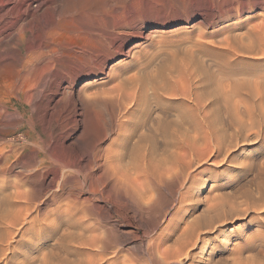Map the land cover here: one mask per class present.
Masks as SVG:
<instances>
[{
  "label": "rangeland",
  "instance_id": "rangeland-1",
  "mask_svg": "<svg viewBox=\"0 0 264 264\" xmlns=\"http://www.w3.org/2000/svg\"><path fill=\"white\" fill-rule=\"evenodd\" d=\"M198 3L201 5V10L196 14H190L184 7L177 9L175 0H0V13L2 12L1 14L3 15L2 20L6 19L5 21H7L11 17V19L17 20V24L13 23V26L10 25L11 30H8L11 37L6 36V33L4 37L1 35L3 40L0 43V56L2 58H0V63L8 61L9 53L12 54L13 51L15 52L13 55L16 56L24 54L20 49V44H16L15 47L17 50L19 47L18 51L10 49V45L11 41L15 40V37L26 36L24 30H21V25L25 21H28L29 15L30 21L36 19L33 21L34 32L38 31V25L41 22L43 24L45 21L50 23V28L52 29L45 55L36 53L32 57V61L25 68H19L21 69V76L30 77L32 79L31 82L35 83V88L37 89L32 91L34 99L31 97L32 102H29L30 104L22 103L19 105L25 117L21 119V125L12 123L15 118L12 109L15 100H12V103L9 102L7 106V111L11 112L12 115L10 113L6 115L5 113L1 115L0 119L2 125L3 123L4 125L5 123L8 125L5 126L6 128H2L4 125L1 126V129L5 130L3 138L0 139V144L2 143L0 145V152L2 154L7 152L5 143H7L10 135L21 134L24 140L26 138L25 149L18 157H11V161L10 159H3L4 163L0 161V165H4V167L8 165L7 168L5 167V170L4 167L0 166L2 168V171L0 170V194L8 192L3 195L5 198L0 195V197L2 196L0 200H3V198L5 200L7 195L10 196V193L17 189L23 191L19 190V192H22H20L21 197L19 200H17L18 197L7 198L4 203L7 202L8 205L4 204L3 201L2 204L0 201V264H76L79 260L85 261L88 259L87 256H90V258L95 257L94 253L97 250L94 247H92L93 249L91 247L88 249V247L85 248L81 245L80 247L76 242L72 241L70 243L73 235L70 239L71 235H69L66 240L61 242L58 239L56 240L58 235L56 231L51 228H44L43 224L46 223V216L55 206L52 200H50L55 188L50 183L49 170L55 167L59 161L66 168H70L69 170L66 169L67 172L72 171L66 174V182L71 180L67 182L69 185V187L66 185L67 189L70 188L73 184L72 182L75 180L74 169L78 168L79 174L81 175L82 173L81 176L84 174L87 178L98 176L99 171L98 169L96 170V163L94 164L93 161H90L95 150L94 144L97 146L100 141L99 144L104 149L116 137L118 141L120 139L117 122L120 118L118 119L117 108H114L115 104L112 105V102L115 100L113 97L115 91H111L116 87L123 86V88H129L130 86L132 88V86H137L143 81L146 82V80L147 83L158 80L159 82H163L164 80L167 81L168 86L170 84V88L174 86L173 89H175L179 84L176 82L181 79L184 80L186 76L189 77L190 73H192L193 79L195 75L197 77L195 79L197 80H201L202 78L204 80L203 86L207 89L215 87V82L219 78H224V85L226 87L231 83L232 79H237L240 83L246 82L244 85H246L247 90H241L239 93L242 94H238L239 96L235 97L234 100L239 99L241 96L240 100L244 99L242 101L243 104L246 102L247 106L249 105L247 103L248 100L255 97L256 94V92L254 94L252 91L256 89L257 78L260 79L264 76V37L262 38V45L257 40L260 36H263L262 33L258 37V34L256 36L257 30L254 32L250 31L252 27L260 26L261 22L264 23V0H198ZM9 7L16 14L7 15L4 13ZM18 7L20 12L15 11ZM43 19L46 20L44 21ZM18 21H22V24L18 25ZM11 31L12 33L18 32L17 36L15 33L12 34ZM249 35L252 41L248 37ZM233 38H235L234 41ZM253 39L255 40L254 42ZM248 45L252 46L253 51L247 52ZM3 49L4 51L2 52ZM2 54L6 57H3ZM212 75L213 78L211 77ZM188 77L184 80L185 82L182 81L185 85L187 84ZM192 78L190 76L188 80L190 81ZM169 79H173L171 80L172 83ZM210 80L212 81L210 82ZM44 81H48L51 84V87L49 86L51 90H47L46 95H51L55 91V98L52 102L53 106L51 105L52 107L49 109L50 113L48 111L46 119L38 112L35 103L37 100H40L39 96L43 89ZM57 83H60L65 89L64 94L61 90L57 91L55 87ZM205 83H213L214 86L211 87ZM247 85L251 86L249 88L252 91L250 90L251 92H249L253 94L252 97L245 93V91H248ZM261 86H264V84ZM54 88L56 89L54 90ZM127 88L125 89L126 91ZM131 88L129 89L131 90ZM263 91L264 87L260 90V93L264 95ZM95 95H98L102 101L103 99L107 101L112 99L113 101L111 102L110 100L106 107L101 106V104L95 108L94 112H91L88 103L93 101V96ZM263 95L262 97L264 98ZM161 97L166 99L171 96L163 93ZM176 99H179V96ZM256 100L258 102V97ZM129 103L127 105L124 104L129 106ZM259 103L264 105V99L262 101L259 100ZM109 108L117 112L115 114L114 112L111 113L112 111ZM240 108L243 111L240 109L241 114L237 115L235 110L234 112L232 111V108L228 110L230 111L228 114L227 110L221 111L217 106H214L206 127L194 131L197 150L203 151L208 156L205 159H201V161H197V165L195 163L192 164V170H187H191L192 176H189L191 175L189 173L188 176L186 175L187 178H182L185 175L178 171L179 168L176 167V169H173L169 173L170 175L168 174V176L164 177L166 178L165 180L158 182L154 187L150 185L152 197L149 200V204H147V208L142 211L143 214L141 212L136 213L134 217L133 212L129 209L127 217L119 218L117 214H112L110 205L104 204L98 198L92 199L91 202L98 206L96 208L98 211L93 210L87 217H90L93 213L90 219H93L91 221H95V218H98L100 212H102L99 217V221H102L101 225L103 223L107 224L106 227L103 224L105 228L113 225L109 234V242L110 239L114 242L109 243L110 247L109 244L106 246V252L114 251L116 256L109 257L107 254L100 264L114 263L111 259H116L114 264H164L165 262L160 261L159 255L156 252H152L154 255L150 254L148 243L152 237L155 239L157 237L163 238L168 234L170 228L167 230L168 232L166 231L160 237L159 229L162 227L161 216L165 213L166 216H172L176 213L178 210L179 190L182 193V191L187 189L186 192H183L187 195V197L185 196L187 198L185 200L187 201L184 200L185 202H183L184 204L182 203L181 210H185L187 216L192 214L191 217L199 216V218H202V221H200L203 223L200 222L198 224L199 229H203L206 225L208 226L209 221L213 220L215 216L219 220L226 215L228 204H224L225 201L229 203L231 199L235 200L239 198V195L245 198L246 194H248L247 197L249 198V195L252 196L250 192H253V188L255 190L259 188L257 190H262L261 192L264 191V109L262 113V110L259 112V109H256L248 117L247 112V114L243 113L245 112L243 109L245 106L243 107L242 105ZM93 113L96 114L95 116L96 119L98 118L99 124L97 121L96 123L92 122ZM48 117L51 118L48 119ZM112 118H115L116 122ZM122 119L125 120V117H121L120 120ZM241 120H245L244 122L249 124L246 133L253 138L251 141L237 139L239 138L238 130ZM110 121L112 122L110 123ZM29 125L31 128H29ZM171 129L167 130V132L164 131L165 134L158 132V142H156L157 138H154L155 140L152 138V140L149 135L144 137V140L141 143L139 142L140 145L137 144L140 146L137 150L136 145L132 148L131 155L133 156H130L131 160L135 161L139 156H142L141 153H146V157L149 155V158L151 157L150 159L147 158V160L149 159L148 161L155 160L151 164L156 162L157 165L175 167L170 154L176 152L177 154L182 153L181 147L176 142L183 135L178 131H176V135H171ZM209 136L210 138H208ZM117 140L116 142H118ZM28 141L30 142L28 143ZM224 141L227 143L231 142L232 146L229 147L226 154H224V150L220 154H217L214 151L215 147L219 142H222L221 144L224 145ZM165 143L168 145L167 148L163 145ZM61 145L63 146L61 147ZM64 151H67L68 155H63L65 154ZM147 152L151 153L147 156ZM52 153H54L53 157ZM67 156H70V158ZM32 157L35 159L33 160ZM64 157H67V159ZM22 158L24 160L28 158V160H25L27 162L25 163ZM59 158H62L65 162ZM52 159H56V161H53V163ZM66 160L69 162H67L68 164ZM174 170L180 173L175 172L176 174H174ZM33 171L34 173L32 174ZM36 171L43 174V176L45 175L43 177L45 178V188L41 191H35L34 181L37 183V180L33 178ZM1 173H4V175ZM177 173L181 175L178 176ZM31 174L34 176H31ZM171 175H176V178H171ZM2 183L6 185H1ZM248 189L250 192H248ZM32 192L35 194L34 196H32ZM243 192H246V194L243 195ZM88 193L87 189L84 188L77 195L84 198L85 196H89ZM70 196H73V194ZM21 198L24 200L22 201ZM69 199L71 197L64 198L62 203L69 201ZM191 199H193L192 202ZM9 202H12L11 204L14 206L15 202L18 203L15 207L12 205L9 207ZM22 202L27 204H23ZM215 202L222 204L220 206L222 209ZM36 204L39 205H37V210L35 209ZM216 204L217 206H215ZM32 205H34V210ZM211 205L213 208L214 206L217 207L215 208V213L211 209V212L208 214L211 216L207 215L209 219L207 216L205 218L201 216L202 211ZM17 206L21 207V210L18 211ZM11 207H14V209ZM23 207L27 212L22 210ZM216 210L218 211L216 212ZM22 211L23 213L17 214ZM125 219L127 220L125 221ZM217 220H213V223L217 222ZM207 222L208 224H206ZM201 224L205 226L203 227ZM229 226L230 224L226 225V229H228L226 234H229L230 237L224 235L222 243L220 242L221 238H211L208 243H202V247L205 250L201 252H205L196 253L194 255L195 259L183 255L177 258V261L180 264H194V262L196 264L197 261L200 264L201 262L202 264H264V209L258 208L256 212L249 211L246 216L235 220L234 227L231 228ZM236 230H239V236L235 234ZM111 233L114 234L111 235ZM215 233V231H210L208 235L213 237ZM54 235L56 236L53 237ZM170 239L172 238L170 237ZM168 241L167 243H172L171 240ZM235 243L237 245L240 243V246L238 245V247ZM232 245L237 246V249H234ZM203 254L208 255L205 257L207 259L203 258ZM107 257L110 260L109 262L107 261Z\"/></svg>",
  "mask_w": 264,
  "mask_h": 264
},
{
  "label": "bare ground",
  "instance_id": "bare-ground-1",
  "mask_svg": "<svg viewBox=\"0 0 264 264\" xmlns=\"http://www.w3.org/2000/svg\"><path fill=\"white\" fill-rule=\"evenodd\" d=\"M11 9L9 7V9L5 10L6 12H4V13H6L7 15L8 14H13V15L16 14V13H13L14 11H12ZM15 11L20 12L19 7ZM25 12H23V13H25ZM1 13H0V43L2 42L5 33H6V36L11 37V34L8 30L10 29V25L13 26V23L17 22V20H15L14 18L11 19L12 17L10 19H7V21H5L6 19L3 21L2 20L3 15ZM4 17H3V19H4ZM22 19L25 20L24 18H22ZM29 19H30V15H29ZM29 19H27L28 21H25L23 24L21 23L22 21L21 22L18 21L19 22L18 25H20V23L22 24L21 30L22 29L24 30L26 36L25 37H22V36L15 37V40L11 41L12 43L10 45V49L13 50V49H15L16 44H20V46H21L20 49L22 50V52H24V54L23 55L18 54V56H16V55H13V54H15V52L13 51L12 54L9 53L10 56L8 57L9 58L8 61L5 59L6 60L5 63H3V62H2L3 64L0 63V119H1V115L5 114V113H6V115H8L9 113L11 114V112L7 111V108H8L7 106L9 104V102L12 103L11 101L15 100V104L12 105V109H13L14 115H15L14 122H12V123H17L16 125H18V124L21 125V123H20V121H22L21 119L25 118L24 114L20 110L19 105L22 103H25V104H28L29 102L31 103L32 102V100H31L32 91L36 89L35 83L31 82L32 79L30 77L27 78V77L21 76V69H19V68L20 67L25 68V66H27L32 61V57H34V55L36 53H41V55H45L46 49H47L48 44L50 42L49 37L51 36L50 34L52 33V29L50 28V23L45 21L46 19H43L45 21V22H43V24H41L42 22L40 21L41 23L38 25L39 26L38 31L35 30L36 32L33 31V29H34V22L33 21H35L36 19L35 20L32 19L33 21H30ZM36 27H37V25H36ZM257 27H258V29H257ZM256 30H257L256 36L258 34V37H259L261 35V33L263 35V36H260L259 39H257V40H259L260 44L263 45L262 38L264 37V23L261 22L260 26H255L254 28L252 27L250 29V31H253V32ZM11 33H12V31H11ZM14 33H12V34H14ZM17 33H15V35ZM1 35H3V37H1ZM248 37H250V35ZM258 37H256V38H258ZM9 40H11V39H9ZM234 40H235V38H233V41ZM251 41H252V38H251ZM254 41L255 40L253 39V42ZM51 43H53V42L51 41ZM4 47H5V45H4ZM15 50H17V49H15ZM18 50H19V47H18ZM246 50H247V52L253 51L252 46L248 45ZM3 51H4V49L2 50V52ZM3 54H7V53H3ZM3 54H2V56L6 57ZM0 58H1V56H0ZM155 73H157V72H155ZM155 73H153V74H155ZM158 74H160V73H158ZM191 74L192 73L189 74V77L191 76V78H192L193 75H191ZM185 76H186V74H185ZM153 77H155V76H153ZM179 77H181V76H179ZM179 77H177V79H179ZM187 77L188 76H186V78ZM189 77H188V79H189ZM206 77L209 79L208 76H206ZM211 77L213 78V75ZM186 78L184 80H186ZM195 78H197L196 75L194 76V79L192 78L190 81L187 79L186 85L184 83H182V81L185 82L183 79L178 80L179 82L177 81L176 83H179L181 85L183 84V86L180 85V87H179V84H178V87L175 89H173L174 86H173V88H170L169 87L170 84L168 86L167 81H164V80H163V82H159V80H158V81H152V82H148V83L146 80V82L143 81L137 86H132V88L129 86V88H131V90L126 87L127 88V91H126L125 90L126 88H123V86H118L113 91H111V92L115 91L113 93L114 94L113 97L115 98V100H114L115 103L112 99H110V100H111V102L113 101L112 105L115 104L114 108L116 107L118 110V119L119 118L121 119V117H125V120L122 119L123 120L122 121L119 119L120 121L119 120L117 121L118 122V129H119L118 133H119V137H120L119 141L117 140V137H116V139H113V140L111 139L112 142L109 143L104 149H102L101 145L99 144L100 141L98 142L97 146L94 144L95 150L93 151L92 160H90V161L91 162L93 161V163L94 164L96 163V165H97L96 170L98 169V171H99V174L97 177H93L91 175L92 177L87 178V176H84V174H83V176H81L82 173H81V175L79 174V171H77L78 168L74 169L75 175L74 174L73 175H74L75 180L72 182L73 184L70 186V188L67 189L66 188L67 187L66 185H68L67 182H69L71 180H68L66 182V174L68 172H72V171L67 172L66 169H68V168H66L65 165L60 164L59 160H58L59 162L57 161L58 163H57V165H55V167H52V165L54 163L53 161H56V159L55 160L52 159L53 163L49 161L50 163H52V165L50 164L52 168H51V170H49L50 183L53 184V186L55 188L54 189L55 191L52 193V195H51L52 197L50 200H52V202L55 206L53 209H51V212H48L49 214L46 216V223L43 224L44 228L47 227V228H51L52 230L56 231L58 234L56 237V240L58 239V241L62 242L64 240H66V238L69 235H71L69 237V239H70L73 235L70 243L73 241V242H76L77 245H79V246L81 245L85 248L88 247V249H89V247H91V248L94 247V249L97 250V252L94 253V256L96 258L92 257V256H91L92 258H90V256H87L88 259H86L85 261L79 260L78 263H76V264H100L103 262L104 256H106L107 254L109 255V257H113L115 255L114 251L106 252L107 251L106 246L110 242H114V241H112V239H110V242H109V234L112 230L113 225L109 228H105L107 225V224L105 225V223H103L105 225V227L103 226V224L101 225L102 221L101 222L99 221V217H100V214L102 212H100V214L97 212L99 214V217L97 218L95 215V217H96V218L94 217L95 221H91L93 219H90V217L93 213L90 215V217H87V215L89 216V213L93 212V210H96V208H98L97 205H95V204H93V202H91L92 199L98 198V200L99 199L102 200L104 202V204H108V206L110 205L112 214L113 213L117 214L119 218L120 217L123 218L124 216L127 217V213L129 211V209L133 212L132 214H134V217H135V214L140 213V212L142 213V211H144L147 208V206H148L147 204H149V202H150L149 200L152 197V193L150 192V185H152L154 187L155 184H157L158 182L165 180L166 178H164V177L166 175L168 176V174L171 173V171L173 169H176V167L179 168V170L177 169L178 171H180L181 173H183L185 175L184 177H182L183 175L181 177L187 178L186 175L188 176L190 171L192 170L191 169L192 164H194V163L196 164L197 161H199V160L201 161V159H205V157L208 156V154H205L203 151L197 150L198 149L196 146L197 141L195 140L194 131H197L203 127H206V125L209 122V119H210V116H211V113H212L214 106H217V108L221 109V111L224 109L228 111V110H230V108H232L233 112L235 110L236 114L240 115L241 114L240 109L242 110V108H240V106L243 105V107L245 106V108H243L245 112H243V113H245V114L248 113V117H249V115H252L253 114L252 112H254V110H256V109H259V112L262 110L261 113L263 112L264 105L262 104L263 102L260 104L259 100L262 101L264 99L262 97L263 94L260 93L261 88L263 89V87H264V86H261L262 84H264L263 83L264 82V76L261 77L260 79L257 78V80H256L257 82L255 85L256 89H253V91L249 88L251 86L247 85L248 91L247 92L245 91L246 94H249L252 97L253 94H251L250 92L251 91H252V93L256 92V94L254 93L255 97H252V98L250 97L251 99L246 98V99L251 100V101L248 100V102H247L249 104L248 106H247L246 102H245V104H243V102H242V101H244L243 98H242L243 100L242 99L240 100L241 96L239 97V99L234 100L235 97L239 96L238 94H240L239 92L241 90L242 91L245 89L247 90V88L245 87L246 85H244L246 82L244 83L242 81L243 83H240L239 80L232 79L231 83L229 82L230 84L227 85V87H226L224 85V80H223L224 78L223 79L219 78L215 82L216 83L215 87H213L214 86L213 83H209V84L205 83V84L213 87V88L207 89V88H204L205 87V86H203L204 80H202L201 77H200L201 80L200 79L197 80ZM207 78H204V79H207ZM173 79H174V77H173ZM173 79H171V80H173ZM43 80H45V79H43ZM46 80H48V79H46ZM169 80H168V82H169ZM171 80H170V82L172 83ZM211 81L212 80H210V82ZM44 82H45L44 86L42 85L43 89L42 88H41L42 90L40 89L41 90V93L39 96L40 100L39 101L37 100V102H35V103H36V107H37L36 109L38 110V112L41 113V116L46 119L49 109L53 106L52 102L54 101V98H55V94H54L55 91L54 90L57 88V91L61 90L64 94L65 89L61 86L60 83H57V86H55L56 88H54V90L52 89L54 91L53 94L46 95L47 90H51V89H49V86L51 87V84H49L48 81H47L48 83L46 81H44ZM176 86H177V84H176ZM124 87H125V85H124ZM128 89H129V91H128ZM163 93L164 94L166 93L168 96H171V97L164 99L161 97V95ZM48 94H50V93H48ZM177 96H179V99H176ZM113 97H111V98H113ZM257 97H258V102L256 100ZM79 98H81V97H79ZM261 98H263V99H261ZM35 99H36V97H35ZM110 100L107 101L106 99H103V101H102L99 99L98 95L93 96V101L91 100L92 102L88 103L89 104L88 106L90 107V111L94 112L95 108L99 107V105H101V104H102L101 106L106 107V105L108 104V102H110ZM129 102H131V103H129ZM124 103L126 105L129 103V106H126ZM9 109H11V108H9ZM109 109H107V110H109ZM1 110H2V112H1ZM110 110L112 111L111 113L114 112L112 109H110ZM33 111H35V110H33ZM116 112H114V114ZM229 112L230 111H228L227 113L229 114ZM233 112H231V113H233ZM49 113H50V111H49ZM95 115L96 114L93 113V116H92V122L93 123H96V121L97 122L99 121V120H97L98 118L96 119ZM230 115H232V114H230ZM127 116H129V117H127ZM130 116H132V117H130ZM113 117H115V116H113ZM50 118L48 117V119H50ZM45 119H43V120L46 122ZM112 120L114 121L115 118L114 119L112 118ZM244 121L241 120V122L239 123V130H238L239 138H237V139H239L241 141H251L253 138L249 134L246 133L248 131L249 124L244 122ZM111 122L112 121H110V123ZM115 122H116V120H115ZM6 124L7 123H5V125H4V123H3L4 127H2V128H6L5 126H8ZM98 124H99V122H98ZM3 125H2V122H0V139H2L4 134H5V130L1 129V126H3ZM101 125L103 126V124H101ZM29 128H31V126ZM170 129L172 130L171 135H176V131L180 132L183 135V137L179 141L176 142V144H179V146L181 147L182 153L177 154V152H176L174 154H170L172 156V163L174 161L175 167H165L163 165H157L156 162H155L156 165H155V163H153L154 166H152L153 164H151V163H152V161H155V160L148 161L151 158V157L149 158L150 155L148 156V154H150L151 152L150 153L147 152L148 157H146V153H143V154L141 153V155H142L141 157L139 156V158L136 159L135 161L131 160L130 156H133V155H131V153L133 151L132 148L136 145V147H137L136 150H137L138 147H140L139 142L141 143V141L144 140V137L149 135V137L151 136V139L157 138L156 142H158L159 141L158 137H157L158 132H161V134H163L164 131L167 132V130L169 131ZM120 131H122V132H120ZM191 133H193V134H191ZM103 134L105 135V133H103ZM22 137L23 136L21 134H15V135L9 136L7 143H5V147L7 148V152H5L3 154L0 152V161H2L3 159H6V160L10 159L11 157L16 158V157H18L19 154H21L23 152V150L25 149V145H26L25 144L26 138L24 140ZM208 138H210V136ZM116 140L118 142H116ZM29 142L30 141H28V143ZM103 142H101V143H103ZM221 143L222 142H219V144L215 147L214 151H216L217 154H220L221 151L224 150V154H226V151H228L229 147L232 146L230 144L231 142L227 143L226 141H224V145ZM137 144H139V145H137ZM156 145H157V143H156ZM163 145L165 148L168 147L167 143H165ZM163 145H162V147H163ZM62 146L63 145H61V147ZM154 146H155V144H154ZM139 150H141V149H139ZM25 152H27V151H25ZM50 152H49V154H50ZM66 152L64 151L65 154H63V155H66V154L68 155V153H66ZM23 154H25V153H23ZM30 154L32 155V153H30ZM53 154L54 153H52V157H53ZM76 156H78V155H76ZM27 157H28V155H27ZM29 157H31V156H29ZM40 157H41V155H40ZM67 157L70 158V156H67ZM67 157H64V158L67 159ZM71 157H72V155H71ZM134 157H132V159H134ZM147 158H149V159L147 160ZM22 159L24 160V158H22ZM32 159L34 160L35 158L32 157ZM25 160H28V158ZM25 160H24V162L26 163L27 161H25ZM60 160L65 162V160H63L62 158ZM71 160H72V158H71ZM163 160H165V159H163ZM10 161H11V159H10ZM18 162H22V161H18ZM67 162L68 161L66 160V163ZM176 162H177V164H176ZM2 163H4V162L2 161ZM162 164H164V162H162ZM90 165H92V164H90ZM260 165H261V163H260ZM0 166L4 167V165L3 166L0 165ZM7 166L8 165H6L5 167L7 168ZM43 166H44V164H43ZM43 166H42V168H43ZM1 167H0V170L2 169ZM5 167H4V170H5ZM11 167H13V166H11ZM44 169H46V168H44ZM44 169H43V171H44ZM188 169H191V170L187 171ZM35 170H36V168H35ZM177 170L176 171L174 170L173 173L176 174L175 172H178ZM80 172H82V171H80ZM180 172H178V173H180ZM33 173H34V171L32 172V174ZM32 174H31V176H34ZM2 175H4V173ZM180 175L178 174V176H180ZM44 176L40 172L37 173V171H36V173H35L36 178L34 177L33 179H36L37 183L35 181H34L35 184L32 182L35 185V191L36 190L41 191L42 189L45 188V183H44L45 178H43ZM189 176H192V174ZM67 177H69V176H67ZM172 177L175 179L176 175L175 176L171 175V178ZM30 180H28V181H30ZM191 182H192V180H191ZM183 184H185V183H183ZM1 185H6V184L2 183ZM182 186H181V188H182ZM3 187L4 186H2V188ZM17 187H16V189H17ZM32 187H34V186H32ZM68 187H69V185H68ZM84 188H86L87 191L89 192L88 193L89 196H87V197L85 196L84 198H81L77 194ZM4 189H5V187H4ZM32 189H34V188H32ZM32 189H30V190H32ZM253 189L255 190V188H253ZM257 189H259V188H257ZM257 189L255 191L253 190V192L252 191L250 192L249 189H248L249 191L246 190V191L250 192V194H252V196L249 195L251 197V199H250V197L249 198L247 197L248 194H246V192L245 193L243 192L244 193L243 195H245V194L247 195V196H244L245 198H242L243 196L241 197V195H239L240 196L239 198H236V199L234 198L235 200L231 199L232 201L230 200V202H229L230 204L227 203L228 201L227 202L225 201L224 204H228L227 210L225 208V210L227 212V213L225 212L226 215H224L223 218H221V219L218 218L219 220H217L216 219L217 216L214 215L215 217L214 216L213 217L217 220V222L213 223V220L214 221H216V220L212 217L213 220L209 221L208 226L206 225L207 230H206V226L203 224H201V226L202 225H203V227L205 226L204 227L205 229L204 228L203 229L198 228L199 227L198 224H200V222L202 221V218H199V216L198 217L197 216L191 217L192 214L187 216L186 211L181 210L182 209V203L187 201V200H185L187 195H185L183 193V192H186L187 189L182 191V193L179 190V192L181 194L180 193L178 194L179 195L178 206L176 205L178 210L176 211V213L172 216H169V215L166 216V213L163 216H161L162 227L159 229L160 237L169 228H170V230H168L169 232L167 231L168 234H166L163 238H158L156 235L157 239L152 237L149 240L148 249L150 251V254H153L154 252H156L159 255L160 261H163L166 264H180L177 261V258H179L180 256L184 255L185 257H188V258H192V257L194 258V255H196V253H200L202 250H205V248L202 247L203 242L208 243L209 239H211V238L215 239V237H216V239L221 238L220 242L222 243L224 241V235L227 237H230L229 234H226V232L228 230V229H226L227 228L226 225L228 226L230 224L229 227L232 228V227H234L235 220H237L238 218H242V217L246 216V214L249 211L256 212V210L258 208L264 209V194H263L264 191L261 192L262 190L260 191ZM261 189H262V186H261ZM19 190H21V189H17L15 191L11 192L10 196L9 195H7L8 197L6 196V199L9 197L10 198L11 197H16V198L18 197L17 200H19V198L21 197L20 194L23 192L21 190L22 192L20 191L21 192L20 193ZM30 190H29V194H30ZM251 190H252V188H251ZM35 191H34V193H35ZM73 192H75V193H73ZM4 193H8V192H4ZM4 193L3 194L1 193L0 195L3 196ZM26 193H28V191H26ZM149 193H151V194H149ZM35 194H33V192H32V196H34ZM71 194H73V196H70ZM64 195L66 197H71V199H69V201H64V203H62L64 198H66ZM2 196L0 197V199H2ZM3 197L5 198V196H3ZM192 197H193V195H192ZM4 198H3V200H0L1 203H2V201L4 203V201L6 200V199L4 200ZM9 199H8V201H9ZM193 199H191V202ZM23 200L24 199H22V201ZM10 201H12V200H10ZM14 201H16V200H14ZM195 201H196V198H195ZM25 202H28V201H25ZM11 203L9 202V207L12 205ZM17 203L15 202V206L17 205ZM215 203H217V202H215ZM4 204H7V202ZM25 204H27V203H25ZM212 204H214V203H212ZM217 204L215 206H217ZM37 205L38 204H36V207H35L36 210H37ZM101 205H103V204H101ZM189 205H190V203H189ZM221 205L222 204H218L219 207ZM12 206H14V205H12ZM20 206H22V205L20 204ZM26 206H28V205H26ZM32 206H33V210H34V205H32ZM215 206H214V208L212 207V205L207 206L202 211L203 213L201 216H204V218H205L209 214V212H211V209H212V212L214 211V213H215V208H217ZM14 207H11V208L14 209ZM24 207L22 210H24ZM224 207H226V206H224ZM87 208H88V210H87ZM179 208H180V210H179ZM220 208L222 209V207H220ZM103 209H104V207H103ZM19 210H21V207H18V211ZM89 210H91V211L89 212ZM105 210H104V212H105ZM218 210H220V209H218ZM218 210H216V212ZM25 211L27 212V210H24V212ZM28 211L30 212V210H28ZM96 211H98V210H96ZM104 212H103V214H104ZM19 213H23V211L18 212L17 214H19ZM167 214H169V213H167ZM102 215H101V217L104 216V215L103 216ZM37 216H39V215H37ZM208 216H211V215H208ZM218 216H219V214H218ZM131 217H133V216H131ZM129 219H130V217H129ZM208 219H209V217H208ZM126 220L127 219H125V221ZM210 222H211V224H210ZM201 223H203V222H201ZM206 224H208V222ZM159 225H161V224H159ZM195 229H197V230H195ZM178 230H180V231L177 233ZM210 231L216 232L215 235H213V237L208 235V233ZM204 232H206V233H204ZM238 232H239V230H236V232H235V234L237 236H239ZM155 233L157 234V232H155ZM112 234H114V233H111V235ZM55 236L56 235H54L53 237H55ZM113 237H114V235H113ZM170 237L172 238V239H170L172 243H167V241L169 240ZM76 243H74V244H76ZM62 244H64V243H62ZM238 245L240 246V243ZM79 246H76V247H79ZM237 246L232 245V247H234V249ZM109 247H110V244H109ZM203 252H205V251H203ZM203 252H201V253H203ZM96 253L98 255V258H97V255H95ZM206 256H208V255L203 254L204 259H207V258H205ZM107 259H108V257H107ZM204 259H203V261H204ZM111 260L114 261V263H115L116 259L115 260L111 259ZM107 261L109 262L110 260L108 259ZM111 263H113V262H111ZM107 264H109V263H107ZM191 264H193V263H191ZM194 264H195V262H194ZM196 264H200V262L197 261ZM201 264H202V262H201Z\"/></svg>",
  "mask_w": 264,
  "mask_h": 264
},
{
  "label": "snow or ice",
  "instance_id": "snow-or-ice-1",
  "mask_svg": "<svg viewBox=\"0 0 264 264\" xmlns=\"http://www.w3.org/2000/svg\"><path fill=\"white\" fill-rule=\"evenodd\" d=\"M177 9L184 7L190 14H196L201 10L198 0H175Z\"/></svg>",
  "mask_w": 264,
  "mask_h": 264
}]
</instances>
